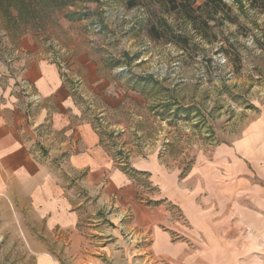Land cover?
<instances>
[{
  "label": "rangeland",
  "instance_id": "374dc122",
  "mask_svg": "<svg viewBox=\"0 0 264 264\" xmlns=\"http://www.w3.org/2000/svg\"><path fill=\"white\" fill-rule=\"evenodd\" d=\"M203 1L193 0V8ZM224 1L235 23L219 13L209 28L198 22L194 29L173 10L179 0H0V63L17 72V60L47 55L78 88L76 61L89 59L110 93L122 95L115 111H100L95 97L86 106L125 167L154 152L184 176L197 158L235 148L229 206L212 207L200 222L202 232L222 237L190 244L215 241L234 248L235 264H264V167L244 151L245 136L264 121V0ZM19 233L0 230V264H35L37 255L25 252L35 239ZM82 233L88 254L109 261L101 234ZM119 238L120 245L144 241L127 232ZM40 240L53 249V239Z\"/></svg>",
  "mask_w": 264,
  "mask_h": 264
},
{
  "label": "crops",
  "instance_id": "0c3cea01",
  "mask_svg": "<svg viewBox=\"0 0 264 264\" xmlns=\"http://www.w3.org/2000/svg\"><path fill=\"white\" fill-rule=\"evenodd\" d=\"M75 67L78 88L47 55L17 60V72L0 63L3 234L35 239L25 249L37 255L35 264H235L230 246L190 244L222 237L202 232L200 222L212 207L229 206L235 148L197 158L184 176L154 152L128 167L115 162L86 102L95 97L100 111H115L122 95L110 93L86 57ZM245 141L246 155L264 167V121ZM83 230L101 234L109 261L88 254ZM121 232L143 245H120ZM43 237L53 239L52 250Z\"/></svg>",
  "mask_w": 264,
  "mask_h": 264
},
{
  "label": "trees",
  "instance_id": "16d2710c",
  "mask_svg": "<svg viewBox=\"0 0 264 264\" xmlns=\"http://www.w3.org/2000/svg\"><path fill=\"white\" fill-rule=\"evenodd\" d=\"M165 1L166 3L171 4H174L175 2V0ZM173 10H178L182 17L188 21L194 29L197 28L196 24L198 22L202 23L205 28H209V21L215 20L216 15L219 13L226 15V21L235 23V20L229 17L232 8L224 0H204L202 5L197 8H193V0H179L178 5H173ZM150 31L153 32V34L158 35L155 26H151ZM175 38L183 42V44L188 42V39L181 35H176Z\"/></svg>",
  "mask_w": 264,
  "mask_h": 264
}]
</instances>
